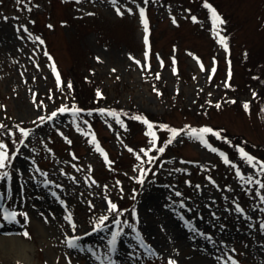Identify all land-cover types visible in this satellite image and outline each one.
Listing matches in <instances>:
<instances>
[{
    "label": "rangeland",
    "instance_id": "rangeland-1",
    "mask_svg": "<svg viewBox=\"0 0 264 264\" xmlns=\"http://www.w3.org/2000/svg\"><path fill=\"white\" fill-rule=\"evenodd\" d=\"M208 3L225 23H214L205 0H119L124 15L113 0H0V122L24 140L0 128L12 150V176L0 179V264H100L94 252L109 255L116 225L92 228L109 197L129 209L116 217L124 227L117 264H264V0ZM61 105L86 111L37 119ZM135 115L155 121L165 151L151 150L154 163L143 151L148 126ZM18 124L31 130L27 138ZM161 124L184 131L173 138ZM185 125L221 135L206 134L209 146ZM141 167L150 169L143 183L134 178ZM5 208L28 216L4 219ZM70 235L82 238L80 248L69 246Z\"/></svg>",
    "mask_w": 264,
    "mask_h": 264
},
{
    "label": "snow or ice",
    "instance_id": "snow-or-ice-1",
    "mask_svg": "<svg viewBox=\"0 0 264 264\" xmlns=\"http://www.w3.org/2000/svg\"><path fill=\"white\" fill-rule=\"evenodd\" d=\"M114 5H117L115 7V11L117 14L119 15H124V11H122L121 6H119V0H113ZM205 4L206 6L211 10L212 13V18L214 23H218V24H222L225 23V21L223 20L222 16L220 15V13L217 11V9L211 4L208 3V0H205ZM123 8L126 9L127 12L131 13L133 11L132 7H128L127 5H123ZM140 12V16L142 18V22L145 26V36H144V40L146 42V44H148V18L145 14V9L144 8H140L139 9ZM4 19H8V17H4ZM193 20H197L198 18L196 16L192 17ZM174 22L175 18H173ZM34 23V21H33ZM62 23H66V21H62ZM24 29L27 31V26H23ZM49 27H52V25H49ZM36 39H40L39 37H36ZM220 43L224 45V47L227 49L228 48V44L226 43L227 41V37L224 35H220ZM149 48H150V44H149ZM145 55L147 56L148 53L146 52ZM97 60L101 59L99 56L96 57ZM133 59H136L135 57H133ZM199 59V58H197ZM138 64L140 63L139 60L136 61ZM230 63V61H229ZM201 67H203V64H201ZM214 70V69H213ZM57 81L60 82V74L57 71ZM229 76H231V68H229ZM87 79V78H86ZM68 87H71V81L68 82ZM158 91V90H157ZM253 96L256 95L255 92L252 93ZM96 95L97 96H103L104 93L100 90L97 89L96 90ZM233 102L235 98H230ZM209 103H212L211 101H209ZM39 106V105H37ZM217 107H219V102H217ZM244 107L247 109L249 107V101H244ZM68 111H74V112H80V111H86V109H81L79 107L74 106L73 108L69 109L68 105H61L60 107L56 108L54 111L51 112L50 115L48 116H37V119L41 121V123H43L45 120H51L54 117H56L58 115V113H64V112H68ZM100 112H107L110 113L113 117H116L118 114L115 110H111V109H107V108H101L99 109ZM135 119L137 120H143V122L148 126V135L152 138V142H151V147L144 149V152L149 153V155L147 156V163H154L155 162V158L150 154L152 149H156L158 152L163 153L165 151V147L163 146H159V137L157 135V132L154 130V122L152 120H150L148 117L146 116H141V115H137L135 117ZM120 124H124V120L120 119L119 120ZM126 127V125H125ZM160 127L167 129L169 131V134L171 135V137L175 138L178 134H181L184 129L181 128H177V127H170L168 124H161ZM0 128H6V132L5 135L11 133L12 137L16 139V142L18 143H24L23 139H20L17 136V131H14L11 128H7L6 125H4L2 122H0ZM185 128L188 129L189 134L192 135L193 137H196L197 139H199L200 141H202L204 144L209 145V141L206 138V134L208 133H214L216 136H220V132L217 131L216 129H214L211 126L208 125H204V126H200V127H192L190 125H185ZM17 130L19 133L20 137H24L27 138L30 135V129L28 127H24L21 125H17ZM61 135H63V133H61ZM223 139H227V137H222ZM93 143L96 142L95 137H92ZM171 141H169L170 143ZM69 143H71V140H69ZM99 151L104 152L103 148H99ZM133 151L135 152V149H133ZM240 153L241 155L247 160V162L249 163H253L257 160V157L252 155L251 153L247 152L244 148H240ZM105 158H107V153L104 152ZM135 155L137 156L138 159L140 160H145V156L142 155L141 152H135ZM225 159L227 160V157L225 156ZM12 161V150L9 148V143L6 142L3 139H0V169H4L5 171L0 172V179L3 178H11L12 176V172L8 171L9 166L11 164ZM229 163H231V161H228ZM261 165H264V160H261L259 162ZM138 171L140 172V175L137 177H134L135 179L139 180L141 183H143L144 178H145V174L147 172L150 171V169L145 168V167H141L138 169ZM260 171L264 172V167L260 168ZM44 175H47V173H43ZM243 175V174H242ZM73 179H75V177H73ZM209 179H211V177H209ZM188 183H191L190 181ZM213 183H215V181H213ZM107 187V186H105ZM260 187L262 189H264V182H261ZM121 191H123V188L121 187ZM133 192H136V189H133ZM177 195H182V193H177ZM262 200H264V193L261 194L260 197ZM133 199H135V197H133ZM178 203H180L181 205H184V200H180L178 201ZM89 204H92V207H95V204H93L91 201H89ZM239 211L241 213H245V210L243 207H240L239 205L237 206ZM191 210V209H190ZM124 213H129V209L128 208H122L118 203L114 202L110 197L107 199V205H106V211L105 214L98 217L97 218V222L94 224L93 228H92V232H98V231H103V230H110L109 229V221L111 220V222L116 225L115 230L114 231H110V241H109V255L105 256L103 252H94V255L96 256V259L100 261V264H117V260L113 258V255L116 253L117 251V245L120 241V237L121 235L124 233V227L122 226V222L121 219H116L117 216H120L122 218V214ZM23 215L24 217L28 216L27 212H21V211H15V210H9L7 208L4 209V219L7 220H15L17 218L18 215ZM131 216L136 217L137 221L139 219V215L138 212L136 211V209H132ZM213 216H217L218 213L213 212L212 213ZM246 215V213H245ZM45 219H47L45 217ZM68 219L72 222L71 223V231L72 232H76L77 227H76V223L75 220L73 219L72 215L69 214ZM190 223V222H189ZM123 224H128V226L130 228L136 229V224L135 223H130L128 220H123ZM194 227V225H193ZM137 231V238L138 240H142L144 239L143 234L139 232L138 229H136ZM197 232H200V229H196ZM91 233L85 232L84 235H90ZM202 235H205L206 237H208L209 239H211V233H207V232H201ZM25 236L30 235V233H28L27 231L24 232ZM81 240L82 238L78 235H70L67 237V241L69 246L74 247V248H80L81 247ZM133 247H135V245H133ZM148 249H151V245H147ZM233 251H235V249H233ZM133 255H135V253H133ZM221 259H223V257H221ZM17 264H20V262L18 261ZM168 264H178L177 260L169 257L168 258ZM231 264H240V261L238 259L233 258L231 260Z\"/></svg>",
    "mask_w": 264,
    "mask_h": 264
},
{
    "label": "trees",
    "instance_id": "trees-1",
    "mask_svg": "<svg viewBox=\"0 0 264 264\" xmlns=\"http://www.w3.org/2000/svg\"><path fill=\"white\" fill-rule=\"evenodd\" d=\"M76 107H79V106H76ZM79 108H81V107H79ZM81 109H84V108H81ZM88 109H91V108H88ZM116 112H117V114H120L121 115V112L120 111H117V110H115ZM131 116H133L132 114H131ZM136 116V115H135ZM134 117V116H133ZM147 117V116H146ZM149 119H150V117H148ZM150 120H152L153 122H154V126L156 125L155 124V121L153 120V119H150ZM141 122L143 121V120H140ZM217 131H218V129H216ZM221 135V134H220Z\"/></svg>",
    "mask_w": 264,
    "mask_h": 264
}]
</instances>
